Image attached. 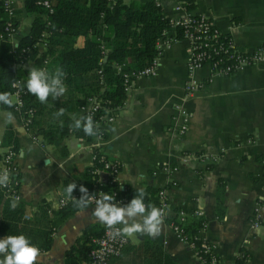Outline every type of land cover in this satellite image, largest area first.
Instances as JSON below:
<instances>
[{
    "label": "crops",
    "instance_id": "crops-1",
    "mask_svg": "<svg viewBox=\"0 0 264 264\" xmlns=\"http://www.w3.org/2000/svg\"><path fill=\"white\" fill-rule=\"evenodd\" d=\"M154 1L168 19L181 16L182 9L174 10L178 0ZM192 1L194 6L187 11L206 17L238 49L247 52L264 44V0ZM11 7L17 21L11 41L18 43L30 26V22L21 25V14L29 13L23 9V0H11ZM172 32L171 27L167 29V34ZM82 42L78 36L75 46ZM186 58L187 43L182 39L163 49L155 74L134 78L113 111V120L101 127L104 136L99 140L75 135L71 119L59 145L46 143L40 134L24 130L19 113L1 104L0 140L9 128L16 143L17 200L25 204V216L29 218L42 203L54 210L60 207L59 197L67 185L81 179L97 152L118 162L121 188H143L151 203L163 190L169 218L177 210L188 214L200 207L201 216L189 215L186 221L201 219L197 234L210 243L220 264H236L238 258L240 264H264V211H255L264 204V65L211 76L206 64L194 73L199 88L185 97ZM22 68L29 73L33 63L27 60ZM48 99L43 115L37 116L38 129L58 123L52 109L61 108L62 97ZM176 104L187 112L183 133H179ZM8 112L13 122L7 120ZM73 115L79 118L81 111L77 108L69 113ZM97 178L103 182L106 175L101 172ZM95 207L89 204L60 221L36 264H63L64 250L80 237L83 227L101 224L92 215ZM149 244L158 245L170 264H200L166 222L155 238L139 234L127 238L107 264H143Z\"/></svg>",
    "mask_w": 264,
    "mask_h": 264
},
{
    "label": "trees",
    "instance_id": "trees-1",
    "mask_svg": "<svg viewBox=\"0 0 264 264\" xmlns=\"http://www.w3.org/2000/svg\"><path fill=\"white\" fill-rule=\"evenodd\" d=\"M38 1L23 0L24 11L33 14V17L27 34L20 37L16 47L12 48L8 42H0V92L8 91L10 83L20 79L25 90L22 97L23 109L33 110L28 131L31 134H40L46 143L57 146L70 127L69 113L83 105L87 98L96 97L99 106L97 113L105 109H111L113 112L121 105L125 94L122 73L133 74L151 62L157 51L155 43L164 37L170 22L154 0H51V13H46ZM178 1L186 10H191L194 6L192 0ZM5 20H9L14 26L17 25L14 18H6L0 6V30ZM40 33H44L45 47L38 52L33 45ZM174 34L176 39L182 38L178 26L174 27ZM78 36L83 37L79 47L75 46ZM24 47H28L26 53L20 51ZM44 58L46 63L42 65ZM27 60H31L33 67L43 66L49 71L61 67L66 73L64 82L67 92L62 96L61 105L65 114L57 118L56 125L48 124L44 129H38L37 116L43 115L44 105L27 91L28 73L22 68V64ZM117 65L120 66L119 70L116 69ZM53 107L56 115L59 109L57 106ZM72 130L83 140L92 138L85 135L82 129ZM101 134L104 136V132L101 131ZM0 146L16 148L9 128L4 129ZM98 156L99 153L95 152V159L84 168L81 179L76 182L85 186L88 192L97 188V174L93 170L101 167ZM104 158L111 159L106 155ZM102 190L113 197L129 200L133 199L136 193L133 189L126 186L121 188L115 183L105 185ZM73 192L77 193L76 199L82 195L78 189ZM12 200L15 199L4 196L0 188V236L24 234L40 250L49 248L54 227L78 209L72 200L66 201L55 210L42 203L37 205L28 218L25 216V204L16 200L17 207L12 209ZM145 203H149L147 196ZM168 220L174 221L172 216ZM200 223V218L192 217L182 222L181 227L187 236H191ZM103 226L95 223L84 226L80 237L64 250L63 264H87L91 238L98 236ZM194 241L199 242V239L194 238ZM149 248V257L143 264H170L158 245L149 244ZM235 263L240 264V259H236Z\"/></svg>",
    "mask_w": 264,
    "mask_h": 264
},
{
    "label": "built area",
    "instance_id": "built-area-1",
    "mask_svg": "<svg viewBox=\"0 0 264 264\" xmlns=\"http://www.w3.org/2000/svg\"><path fill=\"white\" fill-rule=\"evenodd\" d=\"M39 5L46 11V13L52 12V2L51 0H39ZM0 6L3 12L6 14V18H14L11 0H0ZM181 10L182 14L176 19H169L170 26L173 29L172 34H167V30L164 32V37L159 38L155 43L156 54L151 60V62L136 70L133 74L122 73V85L123 92L126 93L130 90L133 80L136 77L141 76H152L156 72L158 66V57L160 56L163 49L168 47L173 41L178 40L175 38L174 27L178 26L181 29L182 40L187 43V58H186V79L183 85L184 96L188 97L192 95L200 86V84L194 81V73L196 70L200 69L204 65H208L210 68V74L228 76L237 71L242 70L247 66H263L264 65V44L256 47L251 51H242L238 49L233 43L232 39L225 33H222L217 27H215L206 17L203 15H196L188 12L180 4L174 6V10ZM17 34V25L14 26L9 20H5L1 30H0V42H8L11 47H16L17 43L11 41V38ZM44 33H40L37 42L33 45L36 49L45 47V41L43 40ZM22 53L28 51V47L21 48ZM46 63V59L42 60V65ZM39 68H43L40 66ZM119 70L120 66H116ZM9 92L12 94L14 100V106L10 109L16 113L21 114L23 128L28 132V126L33 115V110L31 108L23 109L24 99L22 98L25 90L21 86L20 79L13 80L9 85ZM1 105V104H0ZM3 105V104H2ZM6 106V105H5ZM176 115L179 119V133H183L186 122H187V112L185 109L176 104L174 106ZM81 111V115L93 116V119L100 125V131L102 126L111 122L113 120V115L111 109H105L103 112L97 113L99 109L98 100L96 97L92 96L87 98L86 102L78 108ZM35 139V136H31ZM102 138V135L99 139ZM95 159V154L93 155V160ZM101 161V167L95 168L93 172L99 174L101 172L105 173L106 179L101 182L97 178V188L93 192H88L90 196H94L96 199L102 195V187L109 183H115L120 186L119 180V164L114 159H105L104 155L99 153L97 158ZM263 171H264V160H263ZM7 169L11 175V183L8 187H0L4 196L11 197L17 200V184L16 179V168L14 162V150L9 147L0 146V170ZM77 184V183H76ZM77 184V188L79 190ZM77 195L73 192V196ZM115 198V202L119 206L127 205L131 200L127 198ZM72 200L67 195H61L59 197L58 204L62 206L66 201ZM151 203V202H149ZM89 204H95V199L91 200ZM155 206L163 208L165 210L164 222L176 233L179 240L184 242L187 247L192 251L195 258L200 264H220L217 256L212 250L210 243L203 237L198 236L197 232L202 228V222L198 226L196 232L187 236L182 230L181 224L186 221L187 216L200 217L202 210L200 207H196L188 214L184 210H177L173 213L172 220H168V203L164 197L163 190H158L156 193ZM264 211V204H258L255 207V211ZM171 217V216H170ZM117 227H119L117 225ZM194 238H198L199 242H195ZM127 237H112L109 229L104 225L102 231L98 236L91 238V247L88 250V261L87 264H106L107 259L110 255L117 254L123 244L126 242Z\"/></svg>",
    "mask_w": 264,
    "mask_h": 264
},
{
    "label": "clouds",
    "instance_id": "clouds-1",
    "mask_svg": "<svg viewBox=\"0 0 264 264\" xmlns=\"http://www.w3.org/2000/svg\"><path fill=\"white\" fill-rule=\"evenodd\" d=\"M66 73L61 67H56L53 71L46 68L33 67L29 70L26 81L27 91L35 96L40 103H48L49 97L53 100L60 98L67 92V86L64 82ZM0 104L9 108L14 106L12 94L9 92H0ZM65 114V109L57 111V118ZM73 123L71 127L74 130H81L89 137H95L99 140L101 137L100 125L93 119L91 114L76 115L71 117ZM7 120L14 121L11 112L7 113ZM11 183V175L7 169L0 170V187L6 188ZM77 188L75 182L69 183L65 189L66 195L72 199L78 209H87L89 202L95 199V209L92 215L101 224L110 230L112 237L132 238L139 234L140 236L157 237L161 233L165 218V210L155 205L145 203L146 192L143 188L136 189L133 199L124 206H119L115 198L103 193L96 199L90 196L88 189L80 185L79 191L82 193L79 199L74 198L73 191ZM17 201L12 200L10 208L17 207ZM123 225V227H117ZM40 248L30 242V239L24 234L7 235L0 239V264H36L40 255Z\"/></svg>",
    "mask_w": 264,
    "mask_h": 264
},
{
    "label": "rangeland",
    "instance_id": "rangeland-1",
    "mask_svg": "<svg viewBox=\"0 0 264 264\" xmlns=\"http://www.w3.org/2000/svg\"><path fill=\"white\" fill-rule=\"evenodd\" d=\"M29 15H30V14L27 15V14H25V13H22V14H21V19H20V23H21V25H24V24H27V23L30 22Z\"/></svg>",
    "mask_w": 264,
    "mask_h": 264
}]
</instances>
